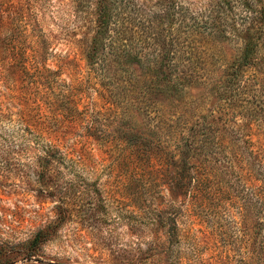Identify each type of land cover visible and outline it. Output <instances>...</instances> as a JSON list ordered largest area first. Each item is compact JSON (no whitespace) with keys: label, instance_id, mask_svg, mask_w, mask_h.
<instances>
[{"label":"rangeland","instance_id":"374dc122","mask_svg":"<svg viewBox=\"0 0 264 264\" xmlns=\"http://www.w3.org/2000/svg\"><path fill=\"white\" fill-rule=\"evenodd\" d=\"M177 2L201 19L213 0ZM93 4V0H0L7 31L20 39L18 49L6 48L4 67L11 71L17 53L28 72L18 84L14 77V85L0 88L6 96L4 111L34 107L36 100L27 91L37 76L44 101L41 98L32 114H41V121L59 115L58 121L46 124L43 142L20 138L19 124L0 116V264H243L245 221L241 223L238 214L242 198L235 197L240 186L229 188L231 193L227 191L216 207L206 193L189 191L194 173L191 170L187 178L182 157L174 152L192 123L210 111L216 116L222 100L211 88L241 43L218 34H199L190 41L177 32V24L159 23L163 27L157 28L159 37L167 44L178 43L180 51L175 44L170 51L171 62L179 65L175 72L181 74L179 82L186 67L192 78L183 81L186 87L180 93H145V62L130 64L127 73L117 69L103 76L91 73L85 51ZM139 36L136 44L143 49L144 32ZM188 44L190 54L184 48ZM69 95L79 111L86 110L85 121L68 124L61 115ZM235 101L225 110L238 113L228 116L227 123L237 128L248 119ZM246 132L255 143L253 149L264 154V131L252 124ZM133 134L147 138L148 144L133 153L130 146L123 154V142ZM232 140L225 138L227 154ZM44 143L68 153L67 160L77 155L82 160L74 166L54 163L42 174L37 161ZM73 151L82 154L72 155ZM232 171L248 181L247 187L254 180L246 171ZM235 174L230 173L231 179ZM171 228L174 231L169 232Z\"/></svg>","mask_w":264,"mask_h":264},{"label":"trees","instance_id":"16d2710c","mask_svg":"<svg viewBox=\"0 0 264 264\" xmlns=\"http://www.w3.org/2000/svg\"><path fill=\"white\" fill-rule=\"evenodd\" d=\"M93 1L91 36L85 51L87 66L91 68L93 75L103 76L111 69L127 73L129 71L127 66L130 64L136 66L145 62L148 72L142 88L145 93L157 91L180 93L186 87L183 81L188 82L192 78L186 67V73L179 82L178 77L180 78L181 74L175 75L179 65L171 62L174 53L170 51L175 44L178 53L180 51L178 43L167 44L164 37H159L157 28H163L159 27V23L165 21L166 27L177 24L179 26L177 32H182L190 41L196 39L199 34H218L227 39L234 37L241 43L239 53L224 73L220 74L222 77L218 83L211 88L214 95L219 98L218 101L222 100V103L218 104V109L214 111L216 116L210 111L199 121L192 123L186 129L185 135H181L179 142L174 145V152L182 157L181 167L185 168L187 178L191 170L194 173V176L189 178V185L192 184L189 191L203 195L206 193L205 197L216 203V207H219L218 202L221 199H225L223 196L228 195L227 191L231 193L229 188L235 184L240 186L235 197L242 198V201L238 202V214L241 223L245 221L243 225L246 259L243 264H264V154H259L256 152L258 149H253L255 143L251 142L250 134L246 132V129L250 130L252 124L264 131V0H213L207 14L201 16V19L193 17L188 12L189 7L181 5L177 0H157L155 4H151L153 0H145L143 4L139 3L140 0ZM4 16V11L0 10V88L6 90L9 84L14 85V77L18 84L24 80V75L28 72L23 67L24 60H19L17 53L10 63L11 73L4 67L3 57L7 54L6 48L18 49L17 46L20 44V39L7 31ZM143 32L145 48L141 49L136 43ZM159 34L161 35V32ZM184 48L187 50L186 53L190 54L192 44ZM182 66L181 64L180 67ZM33 79L34 82L28 85L27 92L29 98L32 95L33 101L36 100L33 102L34 107L18 109L15 113L10 110L7 114L4 111L6 96L0 91V116L8 117L9 121L14 120L19 124L22 131L20 138L43 142L46 124L58 121L59 115L52 114L45 121H41V114L36 112L32 114L33 110L39 109L38 102L41 98L44 101V96L37 90L39 85V82H35L37 76ZM65 97L63 105L66 109L61 115H64L66 122L73 124L80 118L85 121L86 110L79 111L78 102L70 95ZM235 100L239 112L244 113L248 119L237 128L230 127L231 124L227 123L230 122L228 116L238 113L225 110L230 107L225 105L234 104ZM241 113L239 114L243 116ZM232 122L236 124L234 120ZM88 123L92 122L87 121ZM226 136L233 138L228 145L231 150L228 154L225 152L224 144ZM147 140L142 136L130 135L123 142L121 151L128 154L130 146L132 153L134 150L139 151L148 144ZM259 146L262 147L260 144ZM74 151L72 155L82 154L81 151L76 153ZM41 152L42 155L37 162L42 174L50 170L54 163L67 161L74 166L82 160L81 155H77L74 160L71 158L67 160L68 153L63 154L59 147L50 143H44ZM221 164H224V169H220ZM235 168L246 171L247 176L254 178L253 181L250 180L249 187L248 181L242 180L241 176L232 171ZM230 173L236 176L231 179ZM172 231L173 228L169 229V232ZM38 237L39 235L33 242L37 241Z\"/></svg>","mask_w":264,"mask_h":264}]
</instances>
